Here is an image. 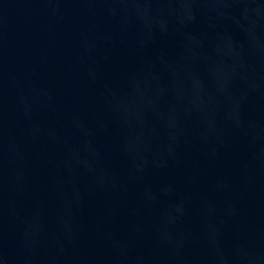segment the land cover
I'll use <instances>...</instances> for the list:
<instances>
[{
  "label": "water",
  "instance_id": "1",
  "mask_svg": "<svg viewBox=\"0 0 264 264\" xmlns=\"http://www.w3.org/2000/svg\"><path fill=\"white\" fill-rule=\"evenodd\" d=\"M0 264H264V0H0Z\"/></svg>",
  "mask_w": 264,
  "mask_h": 264
}]
</instances>
